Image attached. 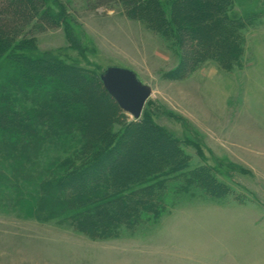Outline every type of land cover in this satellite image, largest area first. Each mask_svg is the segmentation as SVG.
<instances>
[{
  "label": "rangeland",
  "instance_id": "rangeland-1",
  "mask_svg": "<svg viewBox=\"0 0 264 264\" xmlns=\"http://www.w3.org/2000/svg\"><path fill=\"white\" fill-rule=\"evenodd\" d=\"M46 1L54 25L32 23L17 41L30 42L35 56L81 69L96 100L97 134L105 129L117 143L133 124L166 130L152 129L173 150L170 160L167 146L157 148L166 154L163 169L173 172L153 195L137 193L129 209L111 207L88 228L70 211L52 217L48 205L16 204L12 188L0 193V264H264V0H231L235 44L197 63L178 38L177 0H133L136 8L116 0ZM16 46L15 55L27 52ZM12 48L0 44V62ZM109 67L132 70L152 88L139 119L105 90L101 75ZM48 87L38 85L37 94ZM58 154L41 153L37 170ZM121 176V186L108 182L110 192L125 188ZM139 203L153 208H134Z\"/></svg>",
  "mask_w": 264,
  "mask_h": 264
},
{
  "label": "trees",
  "instance_id": "trees-1",
  "mask_svg": "<svg viewBox=\"0 0 264 264\" xmlns=\"http://www.w3.org/2000/svg\"><path fill=\"white\" fill-rule=\"evenodd\" d=\"M116 1L129 7L133 2ZM187 1L177 0L174 5L179 15L175 22L179 26L178 38L188 60L197 63L219 56L217 50L235 44L231 26L239 23H232L227 16L226 5L231 0H192V4ZM46 4V0H0V44L9 48L17 45L27 51L15 55L13 47L6 62H0V193L13 189L16 204L27 202L33 210L48 205L52 217L70 211L69 218L88 228L99 219V213L107 215L111 207L129 209V199L137 193L153 195L173 172L163 169L167 165L162 159L166 154L157 149L160 145L166 147L167 142L162 135H155L156 130L167 131L153 123L133 124L121 132L117 143L112 142V133L106 134L105 129L96 133L90 108L96 100L91 97V101L87 93L89 79L81 69L35 56L30 42L17 41L32 23L54 25L52 19L56 17ZM41 8L47 13L40 14ZM44 83L49 85L48 90L37 94L38 85ZM92 88L93 94L100 97L97 83L93 82ZM27 99L33 101L32 106L26 103ZM160 136L164 144H160ZM166 139L172 146L173 140ZM46 148L59 154L39 171L45 156H38L47 152ZM166 150L171 160L173 150L169 146ZM155 153L163 155L157 158ZM128 167L134 170L131 172ZM123 173L125 188L110 192L108 182L113 181L114 186L119 180L121 186ZM24 180L29 181L31 188L20 186ZM152 204L139 203L134 208L141 206L142 211L149 212ZM110 218L114 220L115 216Z\"/></svg>",
  "mask_w": 264,
  "mask_h": 264
},
{
  "label": "water",
  "instance_id": "water-1",
  "mask_svg": "<svg viewBox=\"0 0 264 264\" xmlns=\"http://www.w3.org/2000/svg\"><path fill=\"white\" fill-rule=\"evenodd\" d=\"M101 81L122 110L135 119L141 117L153 90L150 86L143 84L134 71L109 67L101 75Z\"/></svg>",
  "mask_w": 264,
  "mask_h": 264
}]
</instances>
